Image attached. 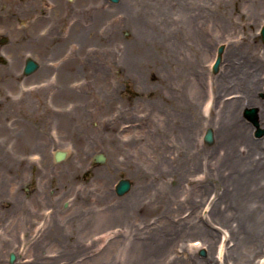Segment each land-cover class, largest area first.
<instances>
[{"label": "rangeland", "instance_id": "obj_1", "mask_svg": "<svg viewBox=\"0 0 264 264\" xmlns=\"http://www.w3.org/2000/svg\"><path fill=\"white\" fill-rule=\"evenodd\" d=\"M131 1L128 5L135 4ZM144 3L141 27L127 16L125 0H0V264H94L85 260L100 254L96 263L102 264L125 228L119 210L114 217L105 209L142 193L144 186L148 200L131 223L140 228L160 223L167 214L154 204L149 186L161 180L152 176L146 159L150 155L140 152L142 145L151 144L144 136L149 130L167 132L173 140L168 142L170 160L183 170L174 176L182 184L176 195L184 203L189 188L183 168L186 147L176 141L180 130L169 131V116L186 111L184 100L194 90L186 72L204 65L209 74H219L213 70L218 49L223 46L225 52L229 43H248L264 51V10L256 5L260 0ZM153 5H161L160 15ZM222 18L227 36L218 40L215 57H206L201 46L206 23ZM190 20L194 30L187 27ZM28 57L41 67L26 76ZM202 104L196 97L197 113ZM252 109L258 125L246 110L243 117L253 137L262 138L258 109L247 110ZM209 129L214 137L212 127L194 134L200 148L215 142L204 140ZM57 150L67 152L65 160L55 161ZM100 153L104 163L94 161ZM121 179L132 182L122 196L115 190ZM166 181L169 191L168 184L174 186L175 181ZM106 192L109 203L103 197ZM184 210L170 214V219L178 224L188 215ZM213 231L217 242L223 233ZM222 237L211 253L214 258L220 249L224 252L227 241ZM196 238L200 236L188 237V244L200 247V240L190 241ZM77 243L87 250L71 252ZM64 245L66 252L61 251ZM208 252L201 248L195 254L204 259ZM11 253L17 255L14 263Z\"/></svg>", "mask_w": 264, "mask_h": 264}, {"label": "bare ground", "instance_id": "obj_2", "mask_svg": "<svg viewBox=\"0 0 264 264\" xmlns=\"http://www.w3.org/2000/svg\"><path fill=\"white\" fill-rule=\"evenodd\" d=\"M140 1L142 3V0H135V4L128 5L132 1L125 0L127 16L136 18L139 26L142 14L147 12L146 4L143 6ZM260 1L262 3L256 5L264 10V0ZM187 5L188 10L194 13L190 4ZM153 8L156 14H161V5H153ZM188 23L187 27L194 30V20ZM206 24L202 50L206 57L212 54L215 57L218 40L227 36V26L223 18L213 21V25ZM138 36L143 40L145 32L142 28ZM144 45L142 48L145 49ZM218 71L219 74L213 76L204 65L190 66L186 76L194 90L189 91L191 97L184 100L186 111L169 116L173 123L169 131L180 130L176 141H182L186 147L183 168L186 169L185 180L189 188L184 203L178 202L176 195L182 184L180 179L176 182L174 176L183 170L171 163L168 142L173 140L168 139L167 132L149 130L144 136L151 144L142 145L140 152L147 151L150 157L146 158L145 154V158L152 169V176L161 180L148 186L154 195V204L163 208L167 215L154 227L144 225L140 228L131 223L135 212L140 211L148 200L146 186L142 193L132 194L106 208L114 217L119 210L124 217L125 228L117 233L115 247L108 253L111 257L102 264H264V260L258 259L259 256L264 257V137L254 138L253 128L243 117L245 110L257 108L259 124L264 128V100L260 97L264 95V51L248 43H229L221 54ZM196 97L203 103L201 113L196 112ZM161 120L165 124V119ZM209 127L214 129L215 142L211 148H200L194 134L200 128ZM162 128L165 129L164 126ZM167 178L175 181L174 186L168 184L169 191L165 189ZM108 196L107 192L103 195L105 200ZM108 199L109 203L111 200ZM183 209L188 215L175 224L170 214ZM214 228L223 233L217 242L221 237L227 241L224 252L220 249L215 258L211 254L217 245ZM197 235L200 239L190 241L200 240V247L189 245L187 238ZM201 248L209 251L204 259L197 258L195 254ZM66 250L67 247L62 246L61 251ZM84 250L87 248L77 243L71 252ZM100 256H92L85 262L93 261L95 264Z\"/></svg>", "mask_w": 264, "mask_h": 264}, {"label": "water", "instance_id": "obj_3", "mask_svg": "<svg viewBox=\"0 0 264 264\" xmlns=\"http://www.w3.org/2000/svg\"><path fill=\"white\" fill-rule=\"evenodd\" d=\"M113 3H118L119 0H110ZM261 36H262V41L264 43V26L261 29ZM7 41V39H2V43H5ZM223 52V47H221L219 49V56L217 59V62L215 64V71L218 70V66L220 64L221 61V54ZM40 65L37 61H35L32 58H27L26 59V64H25V68H24V74L25 75H31L33 74L35 71H37L39 69ZM246 116L250 119H252L255 124L258 125V122L256 120V111L255 110H247L246 111ZM204 140L207 143H211L213 141V132L211 129H209L205 136H204ZM67 157V152L63 151V150H57L54 154V158L56 162H61L63 160H65ZM106 157L104 156V154H97L94 157L95 162L97 163H104L105 162ZM132 188V182L129 179H121L117 185H116V193L120 196L125 195L126 193H128ZM204 254V252L202 253ZM15 254L11 253L10 255V262L13 263L15 261Z\"/></svg>", "mask_w": 264, "mask_h": 264}]
</instances>
